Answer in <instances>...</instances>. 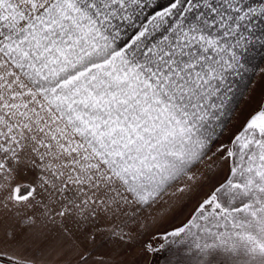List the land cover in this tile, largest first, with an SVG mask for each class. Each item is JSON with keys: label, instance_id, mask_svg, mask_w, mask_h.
Here are the masks:
<instances>
[{"label": "snow or ice", "instance_id": "6c2138e0", "mask_svg": "<svg viewBox=\"0 0 264 264\" xmlns=\"http://www.w3.org/2000/svg\"><path fill=\"white\" fill-rule=\"evenodd\" d=\"M0 264H264V0H0Z\"/></svg>", "mask_w": 264, "mask_h": 264}]
</instances>
